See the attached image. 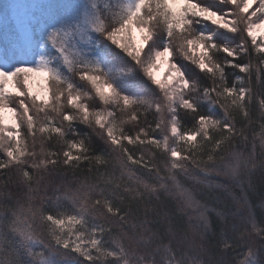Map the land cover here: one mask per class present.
<instances>
[{
	"label": "snow or ice",
	"instance_id": "obj_1",
	"mask_svg": "<svg viewBox=\"0 0 264 264\" xmlns=\"http://www.w3.org/2000/svg\"><path fill=\"white\" fill-rule=\"evenodd\" d=\"M210 171L237 183L233 208L184 183ZM257 171L264 0H0L8 264H264ZM153 201L155 223L195 211L194 235L129 228Z\"/></svg>",
	"mask_w": 264,
	"mask_h": 264
},
{
	"label": "trees",
	"instance_id": "obj_2",
	"mask_svg": "<svg viewBox=\"0 0 264 264\" xmlns=\"http://www.w3.org/2000/svg\"><path fill=\"white\" fill-rule=\"evenodd\" d=\"M180 59L179 57H177ZM182 62V61H181ZM259 132V128L256 129ZM252 133L249 131V139H251ZM259 141H257V144ZM39 147L37 145V151ZM259 150V149H257ZM206 159V158H205ZM210 171L207 175L202 173H197L195 180H185L184 183L196 189L198 192L203 193L202 196L198 197L201 203H207L209 207H220L223 205H227L230 208L234 207L233 197H240L241 191L237 186V183L227 176H222L218 172L211 173ZM86 174V172H85ZM245 180V189L247 191V195L249 200L253 205H259L261 200H264V175H262L259 171L254 172L251 176V184L252 188H248V177L243 178ZM196 181H201V183H197ZM224 185L223 189L215 188V185ZM12 191H15L12 189ZM51 195V193H49ZM164 197H161L163 200ZM133 215L136 219L130 220L128 227L131 228L132 224H138L139 221L148 219L153 221L154 223L147 225L149 228H159L161 232L166 231L169 227H173L178 230L180 235H187L191 238L194 235L195 229L193 225L196 223L195 216L196 212L193 210H188L187 215L181 214L179 219H168L162 218L159 223H155L157 220L156 211H159L160 216H164V212L167 209L160 208L155 201H153L152 205L145 204H134ZM156 209L155 211L153 209ZM257 214H260L259 208H257ZM189 217H191V221H189ZM115 234V233H114ZM11 259V253L9 251L3 250L0 251V261L4 262V264H8V261Z\"/></svg>",
	"mask_w": 264,
	"mask_h": 264
},
{
	"label": "rangeland",
	"instance_id": "obj_3",
	"mask_svg": "<svg viewBox=\"0 0 264 264\" xmlns=\"http://www.w3.org/2000/svg\"><path fill=\"white\" fill-rule=\"evenodd\" d=\"M136 35H137V38H138L139 34L137 33ZM39 79L40 78H36V80L33 82V90L34 91L39 90ZM215 172H217V171H212L211 173H215ZM220 175H222V174H220ZM222 176H225V175H222Z\"/></svg>",
	"mask_w": 264,
	"mask_h": 264
}]
</instances>
